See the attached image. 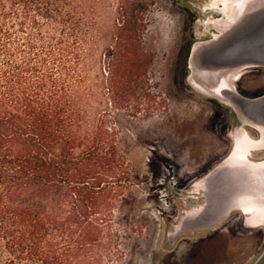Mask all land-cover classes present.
<instances>
[{
  "label": "rangeland",
  "instance_id": "374dc122",
  "mask_svg": "<svg viewBox=\"0 0 264 264\" xmlns=\"http://www.w3.org/2000/svg\"><path fill=\"white\" fill-rule=\"evenodd\" d=\"M135 1L62 0L80 53L71 97L81 133L101 127L113 136L130 175L99 242L77 264H252L264 249V224L247 226L237 209L217 212L215 222L204 223L215 214L183 222L200 203L191 185L211 165L209 151L224 147L221 127L239 124L229 107L185 80L192 42L212 32L210 0H143L133 35L121 28ZM42 30L60 35L59 26ZM116 70L132 82L114 93ZM235 85L246 96L263 93L264 67L241 71Z\"/></svg>",
  "mask_w": 264,
  "mask_h": 264
},
{
  "label": "trees",
  "instance_id": "16d2710c",
  "mask_svg": "<svg viewBox=\"0 0 264 264\" xmlns=\"http://www.w3.org/2000/svg\"><path fill=\"white\" fill-rule=\"evenodd\" d=\"M145 7L133 2L121 29L134 35ZM72 32L62 0H0V264H77L130 179L113 136L81 133ZM117 71L114 93L132 82Z\"/></svg>",
  "mask_w": 264,
  "mask_h": 264
},
{
  "label": "water",
  "instance_id": "95a60500",
  "mask_svg": "<svg viewBox=\"0 0 264 264\" xmlns=\"http://www.w3.org/2000/svg\"><path fill=\"white\" fill-rule=\"evenodd\" d=\"M209 1L207 12L214 14L208 18L212 29L204 39L192 42L188 56V73L185 80L188 85L209 98L215 99L229 107L235 114L238 125L235 127L264 129V92L256 96L243 95L236 87L235 81L241 71L250 67H264V0H221L214 6ZM226 168L229 173L224 186L214 190L215 200L224 199L226 208L236 206V196L244 193V188L251 172L242 164H224L212 169V173ZM219 202V201H218ZM197 214L185 215L183 222L190 218L201 219L204 223L215 222L228 209H210L201 213L199 205ZM188 211V210H187ZM207 216V217H206ZM182 222V223H183ZM252 264H264V249Z\"/></svg>",
  "mask_w": 264,
  "mask_h": 264
},
{
  "label": "bare ground",
  "instance_id": "6f19581e",
  "mask_svg": "<svg viewBox=\"0 0 264 264\" xmlns=\"http://www.w3.org/2000/svg\"><path fill=\"white\" fill-rule=\"evenodd\" d=\"M221 0H212L214 6ZM231 147L215 168L224 164H242L251 174L247 179L244 193L236 196V206L246 214L247 226L264 223V129L251 127L237 128L231 134ZM206 177L196 180L191 186L202 189ZM199 192V191H198ZM199 209H191L187 215L197 214ZM180 227L175 228V233Z\"/></svg>",
  "mask_w": 264,
  "mask_h": 264
},
{
  "label": "flooded vegetation",
  "instance_id": "af4514ba",
  "mask_svg": "<svg viewBox=\"0 0 264 264\" xmlns=\"http://www.w3.org/2000/svg\"><path fill=\"white\" fill-rule=\"evenodd\" d=\"M233 127H235V125L233 126V125H228V124L223 125L221 127V136L223 138L222 143L224 147L222 151L220 152L217 151V149L215 148L209 151L210 156L207 159V164L211 163V165L208 166L207 170L198 178L199 180L203 177H206L205 180L203 181V186H202V189L199 195L200 203L197 204V206L199 205V207L201 208L200 211L202 214H204L207 211H210V209L218 210L220 209V207H223V209H228L227 210L228 214L231 213L233 210H236V209L239 210L237 206H231V207L226 208L227 205H225V203L222 202L224 199H221V198L218 199L219 202L215 200L216 203H211V201H213L214 199V190H216L217 188L221 186H224L228 180L229 173L226 172V168L216 173H212L211 171L217 166L220 160L223 159V157L230 150V147L232 144L231 143V134H232L231 129ZM239 211L243 213L241 210ZM242 222H244V219L242 220Z\"/></svg>",
  "mask_w": 264,
  "mask_h": 264
}]
</instances>
